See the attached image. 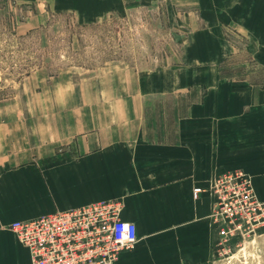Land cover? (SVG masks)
<instances>
[{
    "label": "crops",
    "instance_id": "0c3cea01",
    "mask_svg": "<svg viewBox=\"0 0 264 264\" xmlns=\"http://www.w3.org/2000/svg\"><path fill=\"white\" fill-rule=\"evenodd\" d=\"M11 1L34 9V21L66 13L83 23L131 2ZM204 3L210 11L203 13L216 21L194 29L183 65L119 70L107 90L96 92L84 121L59 135L69 144L65 154L0 162V264H29L12 222L108 200L121 201V220L137 229L136 244L115 264H215L219 236L208 193L214 178L242 169L264 201V86L219 74L226 41L217 22L226 18L219 0ZM262 19L260 29L246 26L245 33L264 50V12ZM194 188L205 191L194 198Z\"/></svg>",
    "mask_w": 264,
    "mask_h": 264
},
{
    "label": "rangeland",
    "instance_id": "374dc122",
    "mask_svg": "<svg viewBox=\"0 0 264 264\" xmlns=\"http://www.w3.org/2000/svg\"><path fill=\"white\" fill-rule=\"evenodd\" d=\"M204 2L131 0L125 10L83 23L66 13L34 21V9L0 0V162L65 154L69 144L59 135L84 121L96 92L107 90L119 70L183 65L194 29L216 21L203 13L210 11ZM218 7L226 18L217 22L226 41L219 74L264 86V50L245 33L246 26L261 28L264 1L219 0ZM215 248V264H264V226L219 239Z\"/></svg>",
    "mask_w": 264,
    "mask_h": 264
},
{
    "label": "built area",
    "instance_id": "2783aa9c",
    "mask_svg": "<svg viewBox=\"0 0 264 264\" xmlns=\"http://www.w3.org/2000/svg\"><path fill=\"white\" fill-rule=\"evenodd\" d=\"M204 191L194 188L192 195ZM208 193L213 198L210 219L222 241L264 226V201L244 170L217 175ZM122 209L119 200L101 201L14 221L9 229L28 252L29 264H115L137 242L136 226L121 220Z\"/></svg>",
    "mask_w": 264,
    "mask_h": 264
}]
</instances>
